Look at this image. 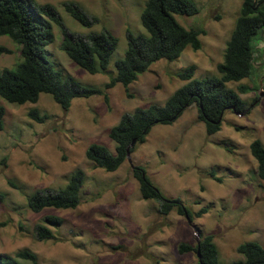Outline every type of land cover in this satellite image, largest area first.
Wrapping results in <instances>:
<instances>
[{
  "label": "rangeland",
  "instance_id": "obj_1",
  "mask_svg": "<svg viewBox=\"0 0 264 264\" xmlns=\"http://www.w3.org/2000/svg\"><path fill=\"white\" fill-rule=\"evenodd\" d=\"M33 1L51 5L69 32L84 35L104 27L116 37L105 73L91 75L60 50V32L52 25L53 40L45 47L47 61L87 87L103 90L114 75L113 62L126 46L125 29L143 33L139 13L144 0ZM191 1L198 9L196 15L173 17L185 29L204 31L198 35L200 48L193 51L186 47L174 61L152 63L127 86V96L117 83L103 90L107 103L102 95L75 98L66 110L46 94H40L35 103L21 105L0 98V254L13 255L25 249L35 255L36 264H195L194 252L178 254L176 247L181 242L193 246L198 233L212 236L221 263L241 260L235 247L245 242L264 249V181L257 178L248 152L254 139L264 146V29L252 39V75L226 83L233 90L240 84L249 87L247 93H238L248 109L242 114L226 111L218 132L206 135L202 123L194 122L172 151L174 144L168 139L162 141L168 143V150L159 148L157 136L165 128L154 125L142 144L132 146L129 161L125 159L113 172L93 166L84 157L91 143L112 153L114 143L107 137L108 129L121 114L136 107L162 105L184 84L175 76L183 68L195 67L193 79L218 76L215 65L222 60L240 0ZM65 2L78 4L98 22L88 28L80 26L64 12ZM19 61L18 45L0 36V71ZM253 99L256 102L251 104ZM32 108L44 116L42 123L27 117ZM190 121L187 114L186 124ZM165 126L174 130L170 124ZM136 165L166 199L180 200L192 214L200 208L206 212L193 216L190 223L175 210L159 215L155 201L140 198L138 184L130 174V167ZM75 170L84 174L75 208L33 213L26 207V196L61 188ZM209 171L220 181L211 178ZM46 215L57 216L62 223L50 227L53 239L37 241L33 227Z\"/></svg>",
  "mask_w": 264,
  "mask_h": 264
},
{
  "label": "trees",
  "instance_id": "obj_2",
  "mask_svg": "<svg viewBox=\"0 0 264 264\" xmlns=\"http://www.w3.org/2000/svg\"><path fill=\"white\" fill-rule=\"evenodd\" d=\"M62 7L82 27L88 28L98 22L96 17L87 14L74 2H65ZM197 13L198 9L191 0H144L139 13L143 33L132 34L125 29V49L122 56L113 62L114 75L103 85V90L118 83L126 93L127 86L139 74L147 71L152 63L158 60L174 61L186 47L198 50V35L204 31L200 28L185 29L173 17ZM53 24L60 32V50L74 65L91 75L105 73L117 44L116 37L106 28L101 27L99 32L76 34L64 27L56 10L49 4L39 5L33 0H0V36H7L18 45L20 57L13 68L0 71V98L7 103L21 105L35 103L40 94H46L62 110L70 106L72 99L94 95H102L107 103V95L103 90L80 84L47 61L45 47L53 40ZM262 29L264 0H240L233 29L224 44L222 60L215 65L218 76L193 79L195 67L189 65L183 68L175 76L185 83L174 90L162 105L136 107L130 113L121 114L117 123L108 129L107 137L114 143L112 153L103 145L91 143L85 149L84 157L93 166L113 172L126 159L125 148L131 140L135 141L134 144L143 143L151 127L171 124L192 104L196 107L197 120L203 123L205 134L218 132L226 111L241 114L248 109L238 93H247L249 87L240 84L233 90L226 87V83L239 82L252 75V39ZM255 102L253 99L251 104ZM26 115L36 123L44 120V116L33 108ZM2 116L3 108L0 106V126ZM248 152L255 162L257 178L264 181V146L254 139L248 144ZM130 174L138 184L140 198L155 201L159 215H167L175 210L178 215L187 216L191 221L193 216L199 217L206 212V208H200L192 214L180 200L166 199L140 166H131ZM208 175L220 181L214 177L213 171H209ZM83 180V172L75 170L61 188L37 190L26 196V207L33 213L46 208L73 209L80 202L79 192ZM42 221L33 227L34 239H53L50 227L60 226L61 218L46 215ZM196 248L199 259H196L195 264H264V249L255 242H245L235 247V252L242 256L241 260L221 263L212 236L200 233L197 234V244L191 246L181 242L176 250L178 254L195 253ZM18 260L36 264L35 255L25 249L13 255L0 254V264H19Z\"/></svg>",
  "mask_w": 264,
  "mask_h": 264
},
{
  "label": "crops",
  "instance_id": "obj_3",
  "mask_svg": "<svg viewBox=\"0 0 264 264\" xmlns=\"http://www.w3.org/2000/svg\"><path fill=\"white\" fill-rule=\"evenodd\" d=\"M196 112H197L196 111V107H194L192 105L188 106L186 108V110L184 112H182L181 115L172 124H170L171 129H174V130L168 131V129H167V127L165 125H157V126H160V128H165V131L164 132H161L157 136L159 145L161 146V147H159V146L158 147L160 149H163V150L164 149L165 150H168V147H167L168 143L166 142V144H163V142H162V141H166L168 139L167 140L168 142L170 140L173 142V144H174L173 145L174 150H172V151H175L176 148H177V146H178L177 143L178 144L180 143V141L182 140V136L184 135V133H186L189 130V128L191 127L190 125L192 123H194V122H199L200 123V121L197 120V113ZM187 114L191 118V121L188 124H186V116H187ZM202 125H203V123H202ZM188 126H190V127H188ZM153 127H156V126H153ZM203 130H204V127H203ZM144 141H145V139H144ZM175 145H177V146H175Z\"/></svg>",
  "mask_w": 264,
  "mask_h": 264
},
{
  "label": "water",
  "instance_id": "obj_4",
  "mask_svg": "<svg viewBox=\"0 0 264 264\" xmlns=\"http://www.w3.org/2000/svg\"><path fill=\"white\" fill-rule=\"evenodd\" d=\"M261 93H259V96H260ZM242 114V113H241ZM135 141L134 140H131L130 143L128 144V146L125 148V158L127 161H129V155H130V148H132V146L134 145ZM184 218L186 219V221L188 223H190V220L188 219L187 216H184ZM195 244H197V237H196V240H195ZM195 256H196V259H199V254H198V249L196 248V251H195Z\"/></svg>",
  "mask_w": 264,
  "mask_h": 264
}]
</instances>
